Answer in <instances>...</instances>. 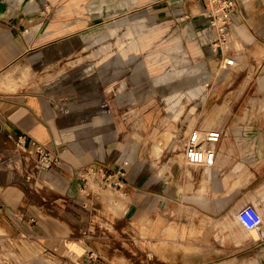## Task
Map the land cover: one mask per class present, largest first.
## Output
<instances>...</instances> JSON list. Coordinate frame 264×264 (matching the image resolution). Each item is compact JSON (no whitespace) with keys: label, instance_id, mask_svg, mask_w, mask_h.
Listing matches in <instances>:
<instances>
[{"label":"crops","instance_id":"crops-1","mask_svg":"<svg viewBox=\"0 0 264 264\" xmlns=\"http://www.w3.org/2000/svg\"><path fill=\"white\" fill-rule=\"evenodd\" d=\"M239 2L229 58L260 68L264 103V0ZM206 10L204 0H0V235L17 264H264V106L239 129L207 113L204 126L223 131L212 167L152 153L174 133L158 126L165 109L152 102V80L194 75L202 59L227 55ZM83 50L97 58L66 64ZM205 86L163 92L172 117L182 95L204 98ZM19 136L60 161L37 172ZM90 166L106 192H84ZM248 204L262 215L258 229L238 218Z\"/></svg>","mask_w":264,"mask_h":264},{"label":"rangeland","instance_id":"rangeland-1","mask_svg":"<svg viewBox=\"0 0 264 264\" xmlns=\"http://www.w3.org/2000/svg\"><path fill=\"white\" fill-rule=\"evenodd\" d=\"M233 42L234 41L232 40V43ZM231 44L225 46V52L227 55L224 58L220 60L216 58L202 59L203 61L201 60L199 64L204 65V67L202 66V68L197 73H194V75L192 73L185 74L181 78H177L176 80L165 84H161V82L156 83L155 79V82L152 80V94L157 91V98L152 100V102L156 103L158 106H163L165 109V114L158 122V124L160 123L158 126L162 128V133L169 128L173 129L174 132L172 133L170 131L166 133L159 143L154 144L152 153H155L156 151L157 154H161L158 156L160 160L185 163L183 144L186 135L191 129L202 127L203 131H207L215 128L204 126L203 119L207 113H217L215 116L217 117V124L219 126L223 127L224 124L226 126H232L233 124L232 128L237 127L238 129L241 128V125L251 124L260 119L258 113L264 106V103H262V99L260 98V84L258 83V79L261 75L260 68L257 66L246 68L240 59L231 60L229 58V48ZM92 51H94V49H92ZM90 53L91 51L83 50L78 56H72L71 58L66 59L65 62L69 65V62L76 58L77 63L74 65L78 66L79 64H84V55L88 54L87 61L89 62L92 59L97 58L96 55L92 56ZM176 55H179V53H173V61L168 59V66L175 63ZM195 62L192 63L198 64ZM60 70V74L62 75L67 71V68L61 66ZM24 76L23 80L30 79L31 72H26ZM203 82L206 83L205 97L198 98L191 96L187 99L182 95L181 102H185L183 103V111L178 118H173V109L171 108V105L168 104L169 102H167L166 98L162 96V93L165 91L166 93H181L191 86L201 85ZM15 84L16 83H14V85ZM254 99H258L259 101L254 104ZM179 105L180 104H178V107L182 104ZM245 108H253V111L249 110L252 114H241ZM227 128L228 127H226V129ZM240 137L241 135L239 132L238 134L236 133L234 139L239 140ZM98 179V175H96V177H91L89 179L88 187L96 192H106L103 183H100ZM107 192L111 191L108 190ZM257 196H259V192ZM108 211L105 213V217L108 219H114L116 216H119V212L109 209ZM141 235H145V233L141 232ZM6 243L8 244V247L13 246L8 235H0V264H17L19 262L18 260L21 261V259L16 254L9 253L6 250ZM134 245L144 254H149L150 251L152 252V243L148 244L136 241Z\"/></svg>","mask_w":264,"mask_h":264},{"label":"built area","instance_id":"built-area-1","mask_svg":"<svg viewBox=\"0 0 264 264\" xmlns=\"http://www.w3.org/2000/svg\"><path fill=\"white\" fill-rule=\"evenodd\" d=\"M207 10L204 13L210 26L215 29V44L218 47L227 45L232 36V27L234 25V12H241L239 0H204ZM223 131L220 129H211L202 131L199 128H193L186 135L183 144V154L185 162L193 166L212 167L217 159V145L221 141ZM35 148L30 150L24 136L16 139V148L22 156L35 155L34 167L37 172L48 170L52 165L60 161V157L52 152L47 146L40 142H34ZM97 169L90 166L84 171V192L90 189L88 187L89 179L98 175ZM100 179V178H99ZM98 179V181H99ZM102 179V178H101ZM103 180V179H102ZM110 186L122 183L113 182L108 177L104 182ZM100 182V181H99ZM101 183V182H100ZM238 218L242 225L248 230H255L261 226L262 215L257 208L248 204L243 206L238 212Z\"/></svg>","mask_w":264,"mask_h":264},{"label":"bare ground","instance_id":"bare-ground-1","mask_svg":"<svg viewBox=\"0 0 264 264\" xmlns=\"http://www.w3.org/2000/svg\"><path fill=\"white\" fill-rule=\"evenodd\" d=\"M199 129H201L202 130V128H199ZM203 131V130H202ZM179 156V155H178ZM181 156V155H180ZM181 158V157H180Z\"/></svg>","mask_w":264,"mask_h":264}]
</instances>
